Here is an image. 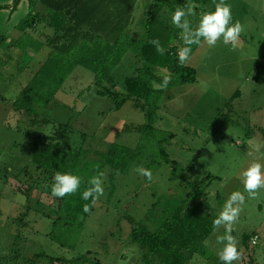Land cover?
<instances>
[{
	"label": "rangeland",
	"instance_id": "rangeland-1",
	"mask_svg": "<svg viewBox=\"0 0 264 264\" xmlns=\"http://www.w3.org/2000/svg\"><path fill=\"white\" fill-rule=\"evenodd\" d=\"M15 1L0 0V35L5 38L0 43V264H161L158 256L131 241L132 229L156 232L172 211L195 203L203 207L201 215L213 229L199 244L202 249L184 264H222L219 238L226 234L233 236L241 253L233 264H264V188L255 197L244 193L231 233L213 223L230 194L243 191V172L254 162L264 164V0H226L233 20L243 25L239 40L225 45L221 38L209 46L202 39L182 64L195 71L196 81L165 89L156 106L141 110L145 103L130 99L115 110L110 99L96 93L93 74L77 66L51 103L35 108V124L12 103L48 54L46 48L35 52L27 46L45 42L52 30L39 23L34 32L28 31L32 39L18 42L22 33L17 27L28 19L30 2L35 13L43 11L38 0ZM88 2L97 3L94 14L105 27L113 25V13L122 11L124 33L141 39L146 19L155 16L175 31L176 37L163 48L184 43L186 34L172 23L177 8L170 7L171 0L163 7V0ZM181 2L186 12L192 11L184 19L194 30L219 0ZM12 41L18 43L10 46ZM141 66L126 53L112 73L115 90L124 93L125 79L135 77ZM154 75L155 85L165 77L174 80L163 69H155ZM149 123L153 136L141 133ZM59 125L68 127L59 141L66 152L83 151L94 158L111 144L139 150L125 173L104 168V195L80 221H56L58 203L31 186L38 176L31 164L34 142L40 147ZM162 137L167 138L163 148L177 163L174 167L159 155L157 141ZM138 167L151 170V181L136 172ZM254 235L257 245L250 243Z\"/></svg>",
	"mask_w": 264,
	"mask_h": 264
},
{
	"label": "trees",
	"instance_id": "trees-1",
	"mask_svg": "<svg viewBox=\"0 0 264 264\" xmlns=\"http://www.w3.org/2000/svg\"><path fill=\"white\" fill-rule=\"evenodd\" d=\"M18 1L16 0L15 3ZM88 1L38 0L43 8L41 13H35L33 11L35 4L30 2L28 19L22 21L17 27L22 33L18 42L32 39L29 33L34 32L39 23H43L52 30V35L44 43L36 42L34 45L27 46L37 52L45 45L50 52L12 103L16 112L32 117V124H35L38 118L35 108L50 104L55 93L61 89L65 79L77 66L93 74L96 93L110 99L115 110L121 109L130 99L143 101L145 104L141 105V110H145L146 107L152 108L156 106L165 89L174 84H192L196 81L195 71L180 64L177 56L178 50L187 46L185 41L181 43V47L164 48L163 54L157 52L156 45L152 43V41H159L162 47L163 43L173 40L176 35L172 28L159 21L157 17L150 16L146 19L143 37L133 38L124 33L123 19L119 17L122 11L113 13L112 16L115 19L113 25L105 27V21H101L99 17L96 20L94 10L98 8L97 3L89 5ZM168 2L169 0H163L162 7ZM171 4L170 7L173 8L187 6L181 0H171ZM133 6L134 4L131 3L128 13ZM117 10L119 11L120 8ZM126 19L124 27L129 23V14ZM4 40L5 38L0 35V43ZM15 42L12 41L10 46H13ZM190 47L191 55L198 45L193 44ZM128 52L140 61L142 66L137 69L135 77L125 79V92L119 93L115 90L112 73ZM157 68L168 71L174 77L166 88L157 89L154 86L156 82L158 83L154 75V70ZM148 119L152 124L153 119L149 114ZM42 122L49 123L44 120ZM150 123L141 127V133L146 136L155 134ZM67 131V126L59 125L54 135L44 139L40 147L35 141L31 153V164L38 172L31 186L58 203L56 221L64 222L84 220L93 210L92 199L85 201L81 198L82 192L90 187L88 181L92 177L102 174L105 167L119 174L125 173L139 154L138 148L129 149L112 144L107 146L104 152H96L93 155L94 158H88V154L83 151L66 152L61 149L59 141ZM166 142L165 137L157 141L159 155L163 162L174 167L177 163L168 158L163 148ZM57 172L79 175L82 183L78 192L63 198L53 197L51 188ZM110 178L112 179V175ZM85 204L90 206L88 213L83 210ZM201 208L203 207L197 203L186 209L178 207L174 212L172 211L170 218L163 219L156 232L149 233L146 230L138 231L133 228L129 237L132 242L138 243L154 256H158L161 264H184L202 249L199 244L210 235L213 229V224L208 223L207 219L201 215ZM249 239L250 237H246V242ZM51 261L54 259H49V262ZM81 261L86 263L87 259L81 258Z\"/></svg>",
	"mask_w": 264,
	"mask_h": 264
},
{
	"label": "clouds",
	"instance_id": "clouds-1",
	"mask_svg": "<svg viewBox=\"0 0 264 264\" xmlns=\"http://www.w3.org/2000/svg\"><path fill=\"white\" fill-rule=\"evenodd\" d=\"M192 11L187 12L183 7H178L172 15V23L183 30L186 34L183 38L187 46L181 48L177 55L180 64L188 61L192 51L191 45L201 43V39L209 46H215L217 41L222 38V42L227 45H233L239 40L243 32V25L239 21H234L230 4L226 0H219L215 5V11L206 12L199 20L198 26L193 30L190 22L184 19L187 15H191ZM156 45V50L163 54L165 49L160 47L159 41H152ZM170 82V77H165L161 84L154 85L157 89L166 88ZM136 172L147 178L152 179V172L150 169L138 167ZM243 191L237 190L230 194L225 202L224 208L219 216L214 220V227L224 226L226 233H231L232 225L238 219L241 212V206L245 203L244 193L255 197L257 190L264 188V164L260 162L252 163L246 171L243 172ZM82 178L79 175L71 173L57 172L54 176V183L51 188V195L53 197L63 198L69 194H75L80 189ZM88 184L90 187L86 188L81 195L85 201L92 199L94 204L99 197L104 195V187L102 181V174L92 177ZM84 212L90 211V206L85 204ZM219 242L223 244V248L219 253V260L222 264H233L241 257V253L237 249V242L232 235L226 234L219 238Z\"/></svg>",
	"mask_w": 264,
	"mask_h": 264
},
{
	"label": "built area",
	"instance_id": "built-area-1",
	"mask_svg": "<svg viewBox=\"0 0 264 264\" xmlns=\"http://www.w3.org/2000/svg\"><path fill=\"white\" fill-rule=\"evenodd\" d=\"M258 242V237L256 235H254L251 239H250V243L252 245H257Z\"/></svg>",
	"mask_w": 264,
	"mask_h": 264
},
{
	"label": "crops",
	"instance_id": "crops-1",
	"mask_svg": "<svg viewBox=\"0 0 264 264\" xmlns=\"http://www.w3.org/2000/svg\"><path fill=\"white\" fill-rule=\"evenodd\" d=\"M42 11H43V8H42ZM41 43H44V42H41ZM43 48H46V50L48 49V54H47V56H48L49 55V52H50V49L44 45V46L41 47L40 50H42ZM40 50H38L37 52H39ZM47 56H46V58H47ZM46 58L44 59V61L46 60ZM44 61L41 63V65L44 63Z\"/></svg>",
	"mask_w": 264,
	"mask_h": 264
}]
</instances>
